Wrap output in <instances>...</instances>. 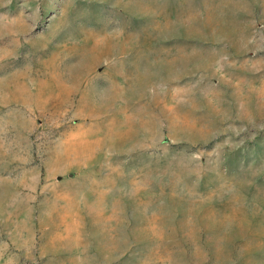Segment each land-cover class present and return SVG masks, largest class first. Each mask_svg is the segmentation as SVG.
I'll return each mask as SVG.
<instances>
[{
    "label": "rangeland",
    "instance_id": "rangeland-1",
    "mask_svg": "<svg viewBox=\"0 0 264 264\" xmlns=\"http://www.w3.org/2000/svg\"><path fill=\"white\" fill-rule=\"evenodd\" d=\"M0 264H264V0H0Z\"/></svg>",
    "mask_w": 264,
    "mask_h": 264
}]
</instances>
